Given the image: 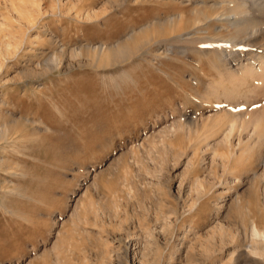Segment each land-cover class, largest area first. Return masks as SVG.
Segmentation results:
<instances>
[{
	"label": "rangeland",
	"instance_id": "obj_1",
	"mask_svg": "<svg viewBox=\"0 0 264 264\" xmlns=\"http://www.w3.org/2000/svg\"><path fill=\"white\" fill-rule=\"evenodd\" d=\"M40 4L25 35L36 46L0 53V127L13 140L0 148V264H264L250 234L251 222L264 231V131L261 143L245 118L264 95L229 108L207 90L218 79L207 58L175 48L88 54L187 5Z\"/></svg>",
	"mask_w": 264,
	"mask_h": 264
},
{
	"label": "bare ground",
	"instance_id": "obj_2",
	"mask_svg": "<svg viewBox=\"0 0 264 264\" xmlns=\"http://www.w3.org/2000/svg\"><path fill=\"white\" fill-rule=\"evenodd\" d=\"M181 2L187 6L180 5L169 14L165 11L167 16L164 19L155 17V23L142 22L143 24H139L136 29L131 28L125 38L117 44L88 47V54H94L95 62L109 63L147 50L149 54H156L159 57L160 54L170 53L175 48L176 53H196L207 58L209 66L216 71L218 78L207 84V90L214 98L215 95L216 98L221 95L229 101V108L237 106L238 103H251L256 93L261 92L264 95V0H181ZM60 4L65 5L62 1ZM40 5V0H0L1 54L17 53L26 47L32 49L36 46L34 39H30L28 44L25 43V35L37 26L39 15L47 10L48 5L44 9ZM260 37H263V40L259 42ZM55 48L49 55V60L54 63L59 59L58 54L65 52V47L61 43ZM81 52L82 47L75 46L70 53ZM238 98L240 99L237 100ZM248 110H245L247 111L245 118L248 119L249 125H257L253 131L256 133L255 139L261 142L264 131L262 124L264 108L253 111L254 113ZM237 115L232 114L228 125L229 131L235 127ZM1 125L0 148L4 151L5 146L8 147L12 140L10 139L12 131L6 124ZM226 136L221 139H227ZM230 152L231 155L234 153L232 150ZM4 162L5 158L0 157V165ZM250 234L254 241L253 252L264 255V231L258 230L251 222Z\"/></svg>",
	"mask_w": 264,
	"mask_h": 264
}]
</instances>
